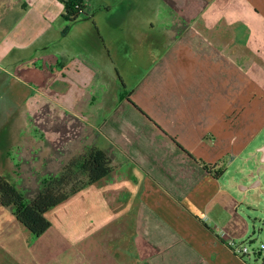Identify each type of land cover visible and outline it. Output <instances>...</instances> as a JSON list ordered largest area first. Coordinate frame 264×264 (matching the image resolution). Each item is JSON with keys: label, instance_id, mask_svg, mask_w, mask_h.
<instances>
[{"label": "crops", "instance_id": "1", "mask_svg": "<svg viewBox=\"0 0 264 264\" xmlns=\"http://www.w3.org/2000/svg\"><path fill=\"white\" fill-rule=\"evenodd\" d=\"M126 2L121 7L123 12L143 11L137 0ZM86 4L89 7L88 0ZM146 6L148 11L158 13L162 9L175 28L180 23H205L214 29L225 23L229 28L245 29L250 72L241 79L242 86L240 82L237 86L243 93L251 85L261 86L264 91V0H148ZM99 9L110 11L105 4ZM3 24L0 23V33L7 34L12 46L16 40L25 41L16 31L17 23H7L6 27ZM114 24L120 29L127 23ZM69 25L73 24L65 27L56 23L53 27L48 23H25L24 31L36 40L23 45V49L31 48L25 58L14 57L0 46V74L7 76L0 84V175L18 189L23 187L18 184L22 163L47 171L48 153L42 144L45 133H35L34 117L52 107L95 125L102 114L97 94L105 103L110 100L107 93L105 99L104 96L110 77L117 74L113 58L121 52L120 47L110 48L106 38L109 31L99 26L93 51L82 52L79 46L70 50L75 40L68 39L73 32ZM188 29H193L192 24ZM173 32L177 35L176 29ZM143 33L142 30L136 39L141 40ZM237 54L239 60L245 59ZM7 66L16 69L9 71ZM174 74L172 81L160 83L171 88L168 95L157 88L163 98L160 101L148 102L150 96L137 100V91L126 100L123 93L110 100L115 103L112 112L95 126L101 128L103 140L115 146L119 168L129 163L132 170L116 173L119 178L112 179L119 169L113 165L114 171L107 179L49 212L52 226L36 240L52 236V253L71 254L69 261L55 264H264V252L259 256L235 255L217 234L223 230L228 239L237 243L254 241L256 222L264 223V203L251 195V186L228 185L223 179L225 171L216 176L227 156L234 163L252 151L264 130V100L254 106L247 121L241 118L244 103L233 106L237 107L233 119L228 118L230 113L223 112L218 99L215 109L208 104L212 99L206 97L200 109L193 111L185 100L178 101L176 96L173 100L174 87L181 84L177 80L182 81L183 70ZM219 76L223 78L221 70ZM185 87V93L192 90L191 83ZM205 106L212 110L204 112ZM25 107L17 121L18 110ZM163 108L176 110L165 116L158 111ZM33 139H39V148L26 146ZM202 162L215 168L207 171ZM115 189H119V195ZM33 238L11 208L0 203V264H13L7 262L13 253L23 255L18 264H54L51 260L41 261L39 252L32 256Z\"/></svg>", "mask_w": 264, "mask_h": 264}, {"label": "rangeland", "instance_id": "2", "mask_svg": "<svg viewBox=\"0 0 264 264\" xmlns=\"http://www.w3.org/2000/svg\"><path fill=\"white\" fill-rule=\"evenodd\" d=\"M126 1L88 0L89 7L87 8V13H84L79 21L68 27L73 28V32L69 34L68 39L75 40L72 43L74 49L69 48L70 50H75V47L79 46L82 52L88 53L93 51V41L96 42L98 38L96 31H98L99 26L105 32L109 31L106 34V38L109 41L108 46L110 48L120 47L119 51L121 52L114 54L113 58V62L118 67L117 74L115 73L113 77H110L111 81L108 87L106 86L107 90L104 99L106 98V93L107 98L110 100H114L118 95L120 96L123 93L126 94V100V96L130 97L133 91H137V100L142 99L144 96H150L148 102L154 101V99L160 101L163 98L160 92H157V88H162L165 95H168L171 90L169 87H163L160 84L161 81H167L168 79L172 81L176 76L174 73L181 69L183 70L182 77H180L182 81L177 80L181 84H176V87H174L173 100L175 98L178 101L185 100L183 102L187 103V108L195 111L197 108L200 109L206 97L209 100L212 99L208 104L211 105L212 109H215L214 104L218 99V103L223 106V112L230 113L229 119H233L232 115L236 112L235 109H237V107L233 106L244 103L246 106L245 111L241 114V118L246 121L249 119V115L255 110L254 106L264 100V91L261 86L256 88L254 85H251V88L243 93L237 86L239 82L242 86L241 79L247 77L246 74L250 72L247 66L248 49L247 32H245V29L241 27L236 29L229 28L225 23L217 24L214 26V29L206 27L205 23H180V27L175 28L172 27L175 23H168V15L162 9L160 13L148 11L146 8L148 0H137V3L143 8V11L139 12H123L121 7L127 4ZM101 4L109 6L110 11L100 10L99 6ZM64 17L65 5L63 0H0V23H4L5 27L8 25L7 23H17L16 31L20 33V38L25 40L23 43H18V40H16L17 44L12 46L11 43L7 42L9 40L7 34L0 33V46L6 47L5 51L14 57L17 56L19 59L25 58L31 52V48L23 49V45L25 46L27 43L36 41L34 35L24 31L25 23H48L49 26L52 25L53 27L57 23V25L63 24L66 27L70 22ZM114 23L127 24L123 28L116 29ZM191 24L193 29H188ZM173 29L177 30V35L173 32ZM142 30L144 32L142 39H136V36L140 35ZM184 35L187 36L186 39H183ZM201 36L205 37L209 42H206ZM180 40L182 41L179 42ZM56 50H61L60 46ZM51 51H54V49L51 48ZM196 52L203 53L202 55L205 56L198 55ZM237 52H239L241 57L245 56V59L239 60ZM116 55L119 57H116ZM140 55L143 58H139ZM137 56L138 58H136ZM206 56H208L207 59L205 58ZM5 68L9 71L16 69L14 66H7ZM220 70L223 74L222 79L219 76ZM238 70L240 74H236ZM6 78L7 76L1 73L0 84H3ZM190 83L192 90L185 93L187 87L184 88V86L187 84L189 86ZM99 95L100 93L96 97L99 98V105L102 106L100 108L102 114L94 122L98 126L112 112L111 110L115 104L110 100H107V103H105ZM254 99L256 100L254 101ZM206 109L208 110L206 107L204 112ZM25 110L26 107L18 110L17 121L22 118L19 113H24ZM175 110L167 108L158 109L165 116H168V111L174 113ZM261 120H264V117ZM33 121L35 123L33 125L36 129H33L36 131L35 133H45L42 144L47 149L48 160L47 171L35 170L37 166L30 165L27 162L19 166L22 169L19 173L21 175L20 180H23L21 184L19 180L18 184L23 186L20 190L24 191L29 198L37 194L43 177L56 175L61 172L70 160L82 154L89 146L95 145L107 150L112 159V166L114 165L115 168H119V156L114 154L116 148L114 145L111 146L109 142L103 140V132L100 127L63 114L52 107H48L45 113L42 112V116L34 117ZM223 124L226 126L225 119ZM23 126V124L20 125V130H22ZM258 129L256 127L257 131ZM103 130L110 135L108 128L104 127ZM39 144V139H33L26 146L39 148ZM263 147L264 130L253 143L250 153L247 152L234 163L228 160L230 156H227V161L224 160L220 163V168L225 171L223 179L230 186V183H233V186L235 185L239 188V186H252L259 182L257 188L250 189L249 191L261 204L264 203V154L258 150L263 149ZM118 170H116L112 179H118V173L130 172L132 166L129 163L121 164ZM91 187L89 186L84 189L83 192H87ZM115 190H117L115 194L119 195V189ZM54 210L55 208L51 212ZM256 224V234L252 246L258 247L264 244V223L260 221L259 223L256 222ZM51 238L52 236L50 237L49 235L41 240H36L38 238L34 237L31 250L32 256L39 252L41 261L44 259L51 260L52 263L56 261H69L71 257L70 252L64 254L52 253L54 251L50 247ZM22 260V254L14 255L13 253L7 262L18 264Z\"/></svg>", "mask_w": 264, "mask_h": 264}, {"label": "trees", "instance_id": "3", "mask_svg": "<svg viewBox=\"0 0 264 264\" xmlns=\"http://www.w3.org/2000/svg\"><path fill=\"white\" fill-rule=\"evenodd\" d=\"M65 19L70 24L79 21L87 13V0H63ZM203 168L211 171L215 165L202 162ZM114 171L112 159L107 150L92 145L77 157H74L56 175L43 177L37 194L29 198L5 177L0 175V203L11 208L17 221L34 237L40 238L52 226L48 213L65 203L70 197L89 186L107 179ZM224 170H218L216 176H222Z\"/></svg>", "mask_w": 264, "mask_h": 264}, {"label": "built area", "instance_id": "4", "mask_svg": "<svg viewBox=\"0 0 264 264\" xmlns=\"http://www.w3.org/2000/svg\"><path fill=\"white\" fill-rule=\"evenodd\" d=\"M219 238L225 240L226 245L233 251L235 255L239 256H259L264 252V244L255 247L252 246L254 241H247L244 243H237L232 239H228L227 234L225 231L220 230L218 233Z\"/></svg>", "mask_w": 264, "mask_h": 264}, {"label": "water", "instance_id": "5", "mask_svg": "<svg viewBox=\"0 0 264 264\" xmlns=\"http://www.w3.org/2000/svg\"><path fill=\"white\" fill-rule=\"evenodd\" d=\"M261 152L264 154V147H263V149H261ZM258 185H259V182H257V183H255L254 185H252L250 189L257 188Z\"/></svg>", "mask_w": 264, "mask_h": 264}]
</instances>
